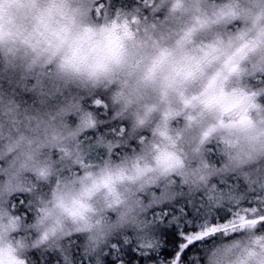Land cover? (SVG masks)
<instances>
[{"label": "clouds", "instance_id": "1", "mask_svg": "<svg viewBox=\"0 0 264 264\" xmlns=\"http://www.w3.org/2000/svg\"><path fill=\"white\" fill-rule=\"evenodd\" d=\"M100 3L0 0V264L150 234L151 209L213 184L264 197V0ZM235 234L203 264H264V229Z\"/></svg>", "mask_w": 264, "mask_h": 264}, {"label": "snow or ice", "instance_id": "2", "mask_svg": "<svg viewBox=\"0 0 264 264\" xmlns=\"http://www.w3.org/2000/svg\"><path fill=\"white\" fill-rule=\"evenodd\" d=\"M106 6L108 8H113L112 0H101V3L96 9L97 16L102 14ZM117 11H119V9H117ZM133 22H135V20ZM92 106L100 114H104L108 111V105L101 97L94 99L92 101ZM243 120L244 117L242 116L241 121ZM117 130L115 126L109 128V131L112 133L117 132ZM119 131L123 132V128H120ZM214 146L215 150L218 151V147L216 145ZM212 151L213 144H209L208 154L211 155ZM86 163L88 166H91L92 161L89 160ZM83 166L82 164V167ZM172 183H176L175 179L172 180ZM220 183L227 184L228 182L227 180H221ZM262 190H264V186H262ZM217 191V185L213 184L211 189L201 196L198 204L195 198L187 199L186 203L191 208V213L186 211L183 205L177 207L175 214L164 207L166 204L157 206L160 208V211H154L152 218L144 222L145 227L152 229V232L146 235L135 233L134 241L136 242L140 254L147 256L149 252H154L159 249L160 243L154 236L155 230L164 231L165 229L175 227V236L179 237L180 242L175 245L176 250L169 264H184V254L197 242L203 243L217 236H226L246 227H259L264 229V216H256V207L244 206L246 201H250V204L264 203V197L255 194V189H249L250 192L254 193L251 198L245 200L244 197H241L236 200H229L227 203L224 201L222 195L218 196L214 194ZM221 212L226 213L227 217L221 219ZM71 237L70 235L67 242V252L60 251L58 253L62 258L63 264H74L71 249L76 246V241L71 239ZM115 237L118 238V242H107L105 244L110 247L115 254L114 259L119 257L121 244L126 246L133 242V238L127 235L118 234ZM83 255L89 259L95 256V264H101L99 252L83 249ZM193 259L197 258L193 257ZM119 264H124L123 260H120ZM161 264H163V262H161Z\"/></svg>", "mask_w": 264, "mask_h": 264}, {"label": "trees", "instance_id": "3", "mask_svg": "<svg viewBox=\"0 0 264 264\" xmlns=\"http://www.w3.org/2000/svg\"><path fill=\"white\" fill-rule=\"evenodd\" d=\"M112 2H113V7H117V6L123 7L124 4L127 2V0H112ZM101 131H104V129H101ZM210 156H212L213 158H215V156H216V150H215L214 145H213V151H212ZM229 180L236 182V180H233V178H228V180H227L228 184H231ZM201 196L202 195H198L195 198V200L197 198H201ZM18 198H21V200H22L23 195L14 197L13 199H18ZM186 201H187V199H178L175 202H173L172 204L164 205V207H166L170 212L176 213L177 207L183 205L185 207L186 211L191 213V208L187 205ZM248 205H250V201H246L244 206H248ZM154 211L159 212L160 208L154 207L153 209H151L149 214H148V217H147L148 219L152 218ZM19 213H22V212H19ZM220 216H221V219H224L227 217V214L224 212H221ZM157 231H158L157 235H160V239H159L160 247L157 251L149 252V254L147 256L141 255L140 251L137 249L136 242L134 241L135 233L129 231V232H126L122 235H127L130 238H133V242L130 243L129 245H126L125 248L121 247V251H120L118 258L114 259V256L105 257L103 259V262H105L107 264H119V261L123 260L124 264H161V262H163V264H168V262L171 260L173 254L176 250L175 245L177 243H179L180 240H179V237L175 236L176 231H174V230L165 229L164 231H160V230H157ZM235 235H236L235 233H231L229 235L224 236V238L225 239L232 238ZM154 236H156L155 231H154ZM115 238H117V237H113L112 239H115ZM219 238H220V236H217V237H215L213 239H209L203 243L197 242L193 247H190L187 250V252L184 254V257H183L184 264H203V251H204L205 247L212 244L214 241L217 242ZM71 239L77 240L78 242H81L80 245L78 243H76V246H74L71 249V254L73 256L74 264H90V261L86 262L84 259H82V257H80V256L76 257V255H78L79 250H81V248L83 247L82 246V237L79 235H74L73 237H71ZM34 252H32V253H34ZM54 255H55V253H48L45 264H63L61 262L62 258L59 256V254L56 253V256H54ZM193 257H195L197 259H193Z\"/></svg>", "mask_w": 264, "mask_h": 264}, {"label": "rangeland", "instance_id": "4", "mask_svg": "<svg viewBox=\"0 0 264 264\" xmlns=\"http://www.w3.org/2000/svg\"><path fill=\"white\" fill-rule=\"evenodd\" d=\"M216 153H217V151H216ZM233 180H236V182L235 181H232V180H229L231 184H237V185L242 184V181H240V180H237V179H234V178H233ZM200 199L201 198H197L196 199L197 204H198V202H199ZM26 200H27V197H25L24 195H23V199L22 200H21V198L13 199L12 208H13L14 211L22 212V213L28 214L30 216V211L26 207ZM171 230L176 231L175 227H172ZM155 232H156L155 238L159 241L160 235H157L158 234V231L157 230H155ZM75 241H77V240H75ZM116 242H118V238L111 239V240L108 241V243H116ZM76 243H78L79 245L81 244V242H78V241ZM121 247L122 248H125V245L121 244ZM83 249L84 248L82 247L81 250H79L78 255H76V257L80 256L86 262H89L90 261V264H95V256H93L92 259H89L88 257H86V256L83 255ZM31 255H32V258L36 260V264H40V256H39V254L37 252H34V253H31ZM114 255L115 254L112 252V250L110 249V247L104 245L102 247V249L99 251V258L101 260V264H107V263L103 262V259L105 257H112ZM54 256H56V253H55ZM61 262L63 263V261H61Z\"/></svg>", "mask_w": 264, "mask_h": 264}]
</instances>
